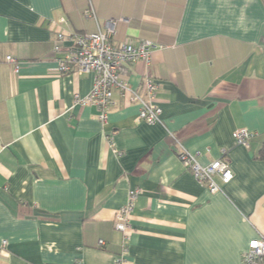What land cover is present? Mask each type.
<instances>
[{
	"label": "crops",
	"instance_id": "1",
	"mask_svg": "<svg viewBox=\"0 0 264 264\" xmlns=\"http://www.w3.org/2000/svg\"><path fill=\"white\" fill-rule=\"evenodd\" d=\"M107 20L114 44H156L150 68L136 61L125 79L140 93L147 72L158 81L162 123L139 120L116 89L102 124L75 101L93 74L59 73L57 33ZM240 128L255 133L247 145L234 141ZM175 139L202 165L225 150L222 191L195 180ZM263 143L264 0H0V264H116L113 219L129 188L141 192L124 264H242L264 237Z\"/></svg>",
	"mask_w": 264,
	"mask_h": 264
},
{
	"label": "built area",
	"instance_id": "2",
	"mask_svg": "<svg viewBox=\"0 0 264 264\" xmlns=\"http://www.w3.org/2000/svg\"><path fill=\"white\" fill-rule=\"evenodd\" d=\"M90 14L93 15V12L91 11ZM59 22H64V19H60ZM115 23L116 20H107L103 27L97 26L93 32H58L56 44L53 47V51L57 54L54 58L58 71L67 73L72 64L76 74L88 72L93 74L89 93L84 97L75 95V101L82 105H92L102 124L107 122L108 112L114 104L113 92L116 89L121 95L127 96L131 102L139 105L137 115L139 120L148 124L162 123L161 107L156 103L158 81L147 72L143 78V91L140 93L125 79L128 66L136 61H142L146 69L150 68L151 53L156 44L149 39H139L135 42L124 40L114 44L112 39L115 34ZM63 41H70V48L65 53L58 54L61 50L60 43ZM5 60L14 64V71H18L16 59L8 55ZM254 136L255 133L245 128L236 129L233 132L234 141L238 145H247ZM106 139L109 147L119 156L121 153L112 138L106 135ZM174 141V148L182 165L189 169L195 180L204 184L211 193L222 191L220 183L226 184L233 178L232 170L225 158V150H222L221 157L207 165H202L197 159L199 153L190 152L176 139ZM140 192L139 188H129L125 203L114 214L113 226L122 236L116 264L125 262L126 243L129 240L131 228L129 216ZM6 244V240L1 241L0 253L3 252ZM98 244L102 246L104 241L99 240ZM263 260L264 237L260 236L248 242L247 249L242 253V264H263Z\"/></svg>",
	"mask_w": 264,
	"mask_h": 264
},
{
	"label": "trees",
	"instance_id": "3",
	"mask_svg": "<svg viewBox=\"0 0 264 264\" xmlns=\"http://www.w3.org/2000/svg\"><path fill=\"white\" fill-rule=\"evenodd\" d=\"M174 148V145H173ZM174 150L176 151V149L174 148ZM177 154V152H176ZM256 158L259 160H264V143L261 145V147L259 148L257 154H256ZM263 264H264V260H263Z\"/></svg>",
	"mask_w": 264,
	"mask_h": 264
}]
</instances>
